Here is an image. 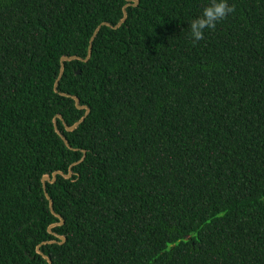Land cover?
<instances>
[{
	"label": "trees",
	"instance_id": "obj_1",
	"mask_svg": "<svg viewBox=\"0 0 264 264\" xmlns=\"http://www.w3.org/2000/svg\"><path fill=\"white\" fill-rule=\"evenodd\" d=\"M0 0V264H264V0ZM77 72H80L77 74ZM66 136L69 148L56 132ZM66 237L63 244L49 233ZM56 240V243L45 242Z\"/></svg>",
	"mask_w": 264,
	"mask_h": 264
},
{
	"label": "water",
	"instance_id": "obj_2",
	"mask_svg": "<svg viewBox=\"0 0 264 264\" xmlns=\"http://www.w3.org/2000/svg\"><path fill=\"white\" fill-rule=\"evenodd\" d=\"M128 2V4L124 7L123 9V14H124V17L123 19L116 25V26H112L108 23H103L102 25H100L93 37L91 38L90 40V45H89V50H88V55L85 59H82L80 57H76V56H73V57H62L61 59V70H60V74H59V77L55 83V87H54V90L56 93H59L58 92V87H59V83L64 75V71H65V63H68V62H73V61H79V62H83V63H87L90 58H91V53H92V48H93V42L95 40V38L98 36V34L100 33L101 29L103 27H107V28H110V29H113V30H118L122 27V25L126 22L127 20V9L129 7H137L139 5V0H126ZM80 72H77V74H79ZM59 95H62V96H65V97H69V98H72L74 101H75V105L78 109L80 110H85V114L82 116V118H80V120H78L77 122H75L72 126H69L67 125L66 123H64L65 125V128L67 131L69 132H72L74 131L75 129H77L79 127V125L85 120V118L89 115L90 113V108L87 106V105H82L80 103V98L77 97V96H74V95H67V94H63V93H59ZM57 118L61 119L63 121V117L61 115H57V117L54 119V124H55V129H56V132L59 134V136L63 139V141L65 142V144L69 147V148H72L68 142V139L66 138V136L58 129L57 127V124H56V121H57ZM84 156L83 158L78 161V162H75L74 164H72L70 167H69V172L66 174L64 173L63 171H55L52 173V175H48L46 174L43 178V184H44V189H45V195L47 197V199L49 200V205H50V210L51 212L60 220L59 223H54L52 224L48 231L49 233L53 234L56 238L59 239V244H63L65 241H66V237L63 236V235H59L57 233H54L52 231L53 228L57 227V226H62L64 224V219L61 215L57 214L55 211H54V207H53V201L51 199V197L49 196L48 192H47V183H51V184H54L56 181H57V178L58 176H62L64 177L65 179H71L72 176H73V170L72 168L76 165H78L81 161H83V159L86 157V151L84 150ZM58 241L56 240H53V241H47L45 242L44 244H52V243H56ZM38 253L43 255L44 258L47 260V263L48 264H52V260L41 250V246L38 248Z\"/></svg>",
	"mask_w": 264,
	"mask_h": 264
},
{
	"label": "clouds",
	"instance_id": "obj_3",
	"mask_svg": "<svg viewBox=\"0 0 264 264\" xmlns=\"http://www.w3.org/2000/svg\"><path fill=\"white\" fill-rule=\"evenodd\" d=\"M235 11L229 0H209L202 13L192 19L189 28L193 43L204 39L206 30H215L217 24Z\"/></svg>",
	"mask_w": 264,
	"mask_h": 264
}]
</instances>
